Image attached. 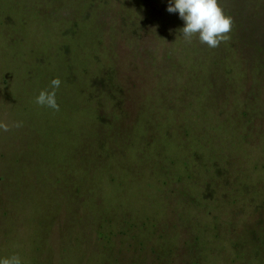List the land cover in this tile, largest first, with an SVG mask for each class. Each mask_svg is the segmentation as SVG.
Wrapping results in <instances>:
<instances>
[{"label":"rangeland","instance_id":"374dc122","mask_svg":"<svg viewBox=\"0 0 264 264\" xmlns=\"http://www.w3.org/2000/svg\"><path fill=\"white\" fill-rule=\"evenodd\" d=\"M219 2L210 49L169 0H0V257L264 264V0Z\"/></svg>","mask_w":264,"mask_h":264},{"label":"clouds","instance_id":"9594fccd","mask_svg":"<svg viewBox=\"0 0 264 264\" xmlns=\"http://www.w3.org/2000/svg\"><path fill=\"white\" fill-rule=\"evenodd\" d=\"M169 13H178L184 22V27L179 29L186 43H191L193 38L199 43L214 49L222 42L230 39L233 28V19L226 14L219 0H169L167 7ZM61 85L59 78L50 81L51 90H41L35 97V103L41 107H47L59 111L56 100V89ZM15 127H21V122H16ZM0 129L8 130L6 123L0 122ZM0 264H23L18 254L0 257Z\"/></svg>","mask_w":264,"mask_h":264}]
</instances>
